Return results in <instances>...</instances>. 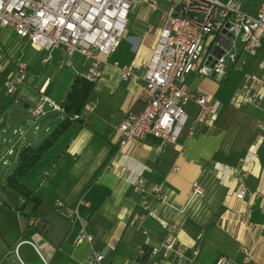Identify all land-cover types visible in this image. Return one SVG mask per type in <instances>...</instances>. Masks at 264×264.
<instances>
[{"label": "crops", "instance_id": "1", "mask_svg": "<svg viewBox=\"0 0 264 264\" xmlns=\"http://www.w3.org/2000/svg\"><path fill=\"white\" fill-rule=\"evenodd\" d=\"M172 1L178 2L160 0L159 9L154 11L163 6L159 25L142 29L141 37L133 40L130 53L118 55L121 41L103 67L107 82L94 92L93 113L85 124L74 123L22 181L41 202L40 209L33 213V206L27 205L25 213L31 216L25 218L10 201L0 200V264H86L91 248L85 239L79 240L81 222L94 236L93 246L103 254L104 264H148L152 247L166 242L171 235L178 238L187 256L161 264H216L222 256L231 258L234 264H264V142H258L264 114L260 108L239 105L244 82L236 97L223 100L218 98L219 85L215 81L190 75L189 86L204 89L220 106L213 125H195V136L184 133L175 145L148 136L118 154L117 127L129 113L143 109V77L165 10ZM24 41L11 29L0 30V51L8 67L0 74V87L11 74L14 62L21 61L29 67L22 90L14 97L6 95V91L0 96V111L4 108L0 125L6 124L11 110L31 107L23 96L25 88L63 101L76 77L75 71H62L61 50L49 55ZM259 63V55L241 57L223 83L236 71L242 72L245 80L246 74L258 72ZM123 67L131 68L135 76L122 81ZM7 103L16 106L8 107ZM32 110L30 114L25 110L23 121L32 118L37 125L40 118L34 119ZM188 112L191 126L198 109L189 106ZM53 129L49 125L45 132L52 134ZM25 140L32 148L37 143L28 134ZM253 153L256 157L246 178L250 195L238 200L236 175L225 179L227 175L222 172L221 178L220 170L238 167L244 157ZM17 166L14 165L15 170ZM8 175L0 168L2 186L10 190L6 185ZM138 176L139 183L134 185L131 181ZM194 183L204 188L203 195L194 193ZM154 186L166 195V201L154 197ZM15 194L20 206L26 202ZM80 197L85 199L80 209L81 221L68 212ZM243 220L250 227H243ZM199 234L203 236L198 241ZM245 245L251 250L248 262L242 253ZM194 249L200 250L196 257L192 255Z\"/></svg>", "mask_w": 264, "mask_h": 264}, {"label": "built area", "instance_id": "2", "mask_svg": "<svg viewBox=\"0 0 264 264\" xmlns=\"http://www.w3.org/2000/svg\"><path fill=\"white\" fill-rule=\"evenodd\" d=\"M139 1L0 0V30L11 29L21 39L49 55L61 50L62 68L74 69L76 76L93 83L96 91L98 86L107 82L103 67L120 47L131 10ZM259 2L260 7L255 14L242 9L236 0L171 2L165 10L163 25L143 77V109L129 113L117 127L120 135L118 154L129 144L148 136L175 145L184 133L194 137L195 125L211 127L219 115L220 106L212 102L206 91L192 89L187 78L196 75L215 78L221 83L228 77L230 68H236L243 56L259 55L260 63L257 73L246 74L238 98L239 105L260 108L264 114V0ZM148 5L152 11H156L160 7V0H149ZM3 59V52L0 51V74L8 68ZM28 72L27 64L21 61L13 63L11 74L4 82L6 95L14 97L18 93L26 82ZM134 76L131 68L121 69L122 81ZM95 103L90 100L82 114L72 119L86 120L93 113ZM63 104L64 101L58 102L43 94L40 104L32 110V116L34 119L56 113L62 116L65 111ZM189 106L198 109L191 126L188 124ZM18 132L22 135L20 141L0 156V168L7 167V171L19 164L21 153L29 146L25 140L28 133L18 129L14 134ZM3 134L6 136L8 132ZM5 142L6 138L3 140ZM258 142H264V125L259 129ZM1 147L3 144H0ZM255 157L256 153H253L251 157H244L238 167L220 170L221 178L236 175L238 200H246L250 195L246 178ZM115 159H110L108 169ZM139 179L138 176L131 182L137 185ZM193 190L197 195L204 194V188L198 183L193 184ZM152 191L157 200L166 201L167 197L159 187L154 186ZM84 204V197H80L68 212L81 221L80 209ZM58 206L63 207V204L58 202ZM241 225L250 227L246 220ZM202 236L199 234L197 240H201ZM81 239H85L91 248L86 264H104V256L94 248V236L83 222L79 235ZM149 243L147 240L146 245ZM250 251L247 245L242 247L246 262L250 259ZM199 253V249L192 251L193 257ZM186 256V250L178 238L171 235L166 242L152 247L148 264H161L170 259L181 261ZM216 264H234V261L222 256Z\"/></svg>", "mask_w": 264, "mask_h": 264}, {"label": "rangeland", "instance_id": "3", "mask_svg": "<svg viewBox=\"0 0 264 264\" xmlns=\"http://www.w3.org/2000/svg\"><path fill=\"white\" fill-rule=\"evenodd\" d=\"M222 1L226 2L227 0H222ZM236 1L240 5V7L245 11H247L248 13L255 14L257 12V9L260 7L259 0H236ZM147 4L148 3H146V0H140L139 3L133 6L131 13L129 15V22L127 25V29L122 39V46L119 50L120 53H118V55L122 53L126 55L128 52L130 53V46H133V40L136 37H141L142 29L146 31L147 29L150 28L153 29V26L159 25V20L161 18V10L163 9V6L160 8L161 9L160 11L154 12L151 9H149ZM61 69L62 71L63 70L71 71V72L74 71V69L71 68H61ZM209 80L215 81L216 84L219 85L220 92L218 93V98L223 100L224 99L229 100L231 98L233 99L234 97H236L238 88L239 87L241 88V86L243 85L244 76L242 72L236 71L234 74L231 75V77L227 82L218 83L215 78ZM5 91H6L5 86L0 87V96L2 95V93L5 94ZM23 96H25L27 100L30 101L31 107L26 111L28 114H30V111L34 109V107L40 104L41 95H39V93L35 91L30 92L25 88L23 90ZM54 98H56V95H54ZM57 101L60 102L59 100ZM7 106L14 107L16 106V104L7 103ZM64 116L65 115L63 114L60 117L51 118L47 120L46 123L41 127H40V123L42 119H44L46 116L41 117L40 120L36 122L37 125L34 124V120L32 118L30 120H24L19 125H15L11 128H9L6 124L2 123L0 125V134H1L0 144H3V147L0 148L1 149L0 156L4 155L7 149L17 144L22 138L20 132L14 134L15 130L22 129V131L28 133L29 138H33V139L36 138L37 143L33 144V148H38L51 134L45 132L46 128L49 125H53L54 126V129L52 130L53 132L63 122ZM4 132H8V134L5 136V134H3ZM37 132L39 133L38 136H36ZM4 138H6L5 143H3ZM15 167L13 166L8 170V174H9L8 176L14 173ZM2 169L3 171H7V167H2Z\"/></svg>", "mask_w": 264, "mask_h": 264}, {"label": "trees", "instance_id": "4", "mask_svg": "<svg viewBox=\"0 0 264 264\" xmlns=\"http://www.w3.org/2000/svg\"><path fill=\"white\" fill-rule=\"evenodd\" d=\"M95 85L82 78L75 77L71 89L64 99V120L59 125L57 129L38 147L32 148L28 146L22 153L19 159V164L14 171V173L7 177L6 185L7 187L22 196L26 202L18 207V211L21 212L25 218L30 217V214L25 213V208L27 205L31 204L33 206V213H36L40 207L41 202L35 198L26 187L22 184L24 178L28 176L30 171L36 167V165L43 159L45 154L49 152L58 141V139L64 135L69 128L76 122L85 124L86 120H75L72 119L75 115L82 114L87 103L94 96ZM4 108L0 111L2 112ZM99 171L94 177L97 178Z\"/></svg>", "mask_w": 264, "mask_h": 264}, {"label": "water", "instance_id": "5", "mask_svg": "<svg viewBox=\"0 0 264 264\" xmlns=\"http://www.w3.org/2000/svg\"><path fill=\"white\" fill-rule=\"evenodd\" d=\"M29 108L30 106L27 105L24 106L23 108H16L11 110L6 120L7 126L12 127L14 125L20 124L21 121L24 119L25 110ZM60 116H61L60 113L46 116L44 119H42L40 126H42L47 120ZM0 190L2 192V196H0V200L7 199L8 201H10L11 205L14 208H18L20 206L19 197L13 191L7 190L4 188V186H2L1 178H0Z\"/></svg>", "mask_w": 264, "mask_h": 264}]
</instances>
